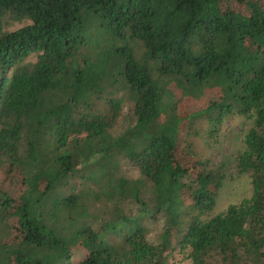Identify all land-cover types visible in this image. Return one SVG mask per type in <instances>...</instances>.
Here are the masks:
<instances>
[{
  "label": "trees",
  "instance_id": "obj_1",
  "mask_svg": "<svg viewBox=\"0 0 264 264\" xmlns=\"http://www.w3.org/2000/svg\"><path fill=\"white\" fill-rule=\"evenodd\" d=\"M231 115L252 195L209 217ZM0 170V264H264V0H0Z\"/></svg>",
  "mask_w": 264,
  "mask_h": 264
},
{
  "label": "rangeland",
  "instance_id": "obj_2",
  "mask_svg": "<svg viewBox=\"0 0 264 264\" xmlns=\"http://www.w3.org/2000/svg\"><path fill=\"white\" fill-rule=\"evenodd\" d=\"M29 21L9 22L5 26L7 31H15L29 24ZM35 56L26 59V62L34 63ZM131 108L125 106L122 109L121 116L117 119L113 134H119L128 124V116ZM252 121L239 115L226 117L218 132L214 136H209L206 124H200L198 127L199 135L190 139L192 148L202 162L208 164L213 170H221L225 176L222 188L218 192L215 207L209 217L223 213L228 206L239 204L252 195V187L248 175H240L236 168V157L243 148L244 137L251 127ZM118 176L128 179L139 177L138 170L126 161H120ZM4 170H0V189L4 191H13V184L5 182ZM137 208L133 207L136 212ZM108 212L104 214L107 216ZM149 233L147 238L150 242H157L162 230V224L147 222ZM169 264H189L187 256L177 248L168 254Z\"/></svg>",
  "mask_w": 264,
  "mask_h": 264
}]
</instances>
